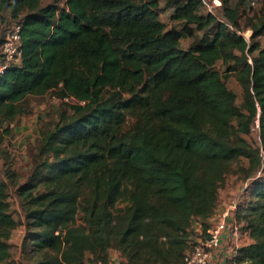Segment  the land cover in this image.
<instances>
[{"label": "trees", "instance_id": "obj_1", "mask_svg": "<svg viewBox=\"0 0 264 264\" xmlns=\"http://www.w3.org/2000/svg\"><path fill=\"white\" fill-rule=\"evenodd\" d=\"M161 2L0 0L22 35V54L0 70V122L28 96L76 99L42 131L39 160L18 187L27 264H110L111 250L119 264H184L242 158L236 217L251 242L227 264H264V41L240 32L264 38V9L223 0L232 29L201 0H172L181 27L168 28ZM234 75L241 104L227 84ZM9 188L0 175V264H15Z\"/></svg>", "mask_w": 264, "mask_h": 264}, {"label": "rangeland", "instance_id": "obj_2", "mask_svg": "<svg viewBox=\"0 0 264 264\" xmlns=\"http://www.w3.org/2000/svg\"><path fill=\"white\" fill-rule=\"evenodd\" d=\"M53 1L55 0H43V3L46 4ZM169 1L172 0H162L161 2V7L163 8L161 18L168 28H180L181 24L171 19L173 9L167 6ZM235 2L236 0H230L231 5ZM263 9L264 0L254 7L250 13H262ZM202 12L207 14L209 10L203 7ZM219 15L221 17L224 15V7L220 9ZM246 19L244 16L242 17V25H245ZM15 23L16 21L11 18L9 12L0 15V40L8 29L15 26ZM240 31L250 42L264 41L263 37H253L254 32L251 28L241 27ZM201 36L202 33L198 32L194 38H183L181 46L187 49ZM217 68L224 73L226 66L219 62ZM227 84L229 88L238 94V103L241 104L243 102V87L238 77L236 75L229 77ZM73 102L75 100L65 102L62 97L55 93H48L43 96H28L20 104L21 111L13 120L0 122V175L9 183L11 212L18 221V226L13 231L10 240L13 245L11 260L15 264L28 263L21 249L26 233V217L18 195V187L29 177L36 161L39 160L38 154L42 131L46 128H52L60 120L62 113L70 114L69 103ZM248 139L254 146H258L261 143L259 131L256 129L248 135ZM242 167H248V160L245 158L234 163L231 172L227 176L226 184L221 192L222 201L231 203L235 198L237 199L241 193L240 191L245 188V173L242 171ZM10 173L13 174V178L9 176ZM261 173L264 175V172L258 171V175ZM110 262V264H119L121 262V256L118 251H110Z\"/></svg>", "mask_w": 264, "mask_h": 264}, {"label": "built area", "instance_id": "obj_3", "mask_svg": "<svg viewBox=\"0 0 264 264\" xmlns=\"http://www.w3.org/2000/svg\"><path fill=\"white\" fill-rule=\"evenodd\" d=\"M203 6L206 7L210 13L215 15L221 22L227 23L230 28H234L231 23L228 22L225 15L222 17L219 15L220 9L224 7L222 0H201ZM263 0H248L249 7H256ZM241 32V31H240ZM242 33V32H241ZM22 35L21 26L15 25L10 28L2 41L1 53L4 60L7 62L2 63L0 59V70L4 71L7 67V63L13 59L18 58L22 54ZM252 63V58H250ZM65 102H71L75 100L73 97H64ZM256 130H260V120L256 121ZM260 138V132H259ZM264 158V152L262 153ZM238 209V203L236 200L229 203L227 207L217 215L213 221L212 226L207 230L206 235L198 236L191 251L185 257L184 264H213L215 253L223 246V237L226 232L230 235V238L234 242L231 248V257L234 256L237 250L240 248V224L236 217V211ZM197 230H199V225Z\"/></svg>", "mask_w": 264, "mask_h": 264}, {"label": "crops", "instance_id": "obj_4", "mask_svg": "<svg viewBox=\"0 0 264 264\" xmlns=\"http://www.w3.org/2000/svg\"><path fill=\"white\" fill-rule=\"evenodd\" d=\"M238 1H241V0H236V2H238ZM242 2L246 5V7L248 6V0H242ZM222 204L223 205H221L219 213H221L227 207L229 202L222 201ZM240 238H241L240 239V247L251 242V238L247 234L242 233ZM222 242H223V246L221 249H219L215 253L213 264H227L228 258H230L232 255L231 248L234 245V242L230 238V235L228 234V232L225 233Z\"/></svg>", "mask_w": 264, "mask_h": 264}]
</instances>
